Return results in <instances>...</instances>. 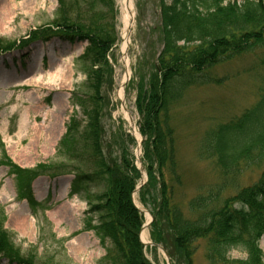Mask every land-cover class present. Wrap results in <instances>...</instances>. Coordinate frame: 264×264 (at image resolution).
<instances>
[{"label": "rangeland", "instance_id": "obj_1", "mask_svg": "<svg viewBox=\"0 0 264 264\" xmlns=\"http://www.w3.org/2000/svg\"><path fill=\"white\" fill-rule=\"evenodd\" d=\"M133 1L136 24L128 50L131 74L125 83L124 102L119 98L126 73L121 52L120 0H115L119 43L107 56L101 95L105 104V143L119 156L124 148H130L134 164L140 167L138 159L144 161L145 138L135 105L137 87L141 79L146 77L148 81L162 43L156 28L159 0ZM62 10L59 0H0L2 47H17L35 32L49 40L29 45L26 54L14 50L0 56V227L16 250L13 252L30 264H101L106 246L96 235L97 215L89 213L86 190L72 193L73 173L55 174L57 167L72 165L58 151L70 118L75 116L84 125L87 120L79 99L73 97L75 92L87 95V75L78 61L86 45L79 42L70 46L56 36L48 37ZM209 73L217 82L192 86L170 111L180 182L168 169L165 176L174 186L175 202L180 204L205 194L211 187L222 189V199H227L257 181L264 169L262 159L255 165L244 164L236 175H224L216 159L203 152L207 133L237 120L263 94L264 47L222 62ZM123 103L131 120L125 116ZM140 178L147 181L146 170ZM89 190L86 192L95 194L100 188L92 184ZM133 194L136 206L145 212L147 224L146 212L152 220V209L140 202L139 191ZM19 216H25L29 223L26 231L15 223ZM151 220L146 229L149 241H141L145 258L150 264H169L165 247L151 245L155 244ZM82 237L87 243L84 250H79L78 243L85 239ZM260 245L264 252V236ZM200 246L195 264H209L205 243L200 242ZM2 255L0 264H15ZM228 256L231 260L247 258L242 249L232 250Z\"/></svg>", "mask_w": 264, "mask_h": 264}, {"label": "trees", "instance_id": "obj_2", "mask_svg": "<svg viewBox=\"0 0 264 264\" xmlns=\"http://www.w3.org/2000/svg\"><path fill=\"white\" fill-rule=\"evenodd\" d=\"M59 3L63 15L54 22L48 37L88 42L78 59L87 75V95L73 94L87 120L84 125L71 117L58 151L72 165L57 167L55 174L75 175L73 193L88 191L92 184L100 188L95 194L85 193L91 205L89 213L97 215L96 235L106 246L101 264H150L140 241L143 215L133 201L140 177L133 153L124 148L119 156L105 143L101 93L107 56L118 42L115 0ZM159 6L162 50L148 81L145 77L138 83L136 101L149 176L139 199L154 215L151 237L165 247L173 264H195L200 242L205 243L209 264H264L260 246L264 236V169L257 181L227 199H222V189L211 187L183 204L175 202L174 186L165 176L168 169L180 182L171 107L192 86L217 82L209 73L217 65L264 47V0H159ZM39 34L35 32L19 46L46 39ZM14 48L0 43V54ZM203 152L216 159L224 175H236L244 164L260 163L264 159V92L237 120L207 133ZM5 235L0 227L2 256L30 264L13 252L16 250ZM235 249L244 250L247 258L231 260L228 253Z\"/></svg>", "mask_w": 264, "mask_h": 264}, {"label": "bare ground", "instance_id": "obj_3", "mask_svg": "<svg viewBox=\"0 0 264 264\" xmlns=\"http://www.w3.org/2000/svg\"><path fill=\"white\" fill-rule=\"evenodd\" d=\"M120 21L122 23V46H121V52L123 54V60H124V68H125V77L121 84V89L119 91V98L121 100H124V84L127 80H129V76L131 74V68H130V61L128 58V50L130 47V44L132 42V31L136 24V11H135V5L133 0H120ZM124 113L127 119L131 120L130 118V112L128 108L123 106ZM25 121V120H23ZM139 136V134H138ZM140 137V136H139ZM147 216V224L151 220V215L146 212ZM16 225H18L22 231H26L29 227V223L26 220L25 216H19L15 219ZM147 226V225H146ZM147 227H145L144 231L141 233V238L144 242H148V234H147ZM85 239H81L78 243L77 248L79 250H84L87 239L86 237H82Z\"/></svg>", "mask_w": 264, "mask_h": 264}, {"label": "water", "instance_id": "obj_4", "mask_svg": "<svg viewBox=\"0 0 264 264\" xmlns=\"http://www.w3.org/2000/svg\"><path fill=\"white\" fill-rule=\"evenodd\" d=\"M164 253L166 254V256H167V258H168V260H169V263H171L170 262V259H169V256H168V254H167V252L166 251H164Z\"/></svg>", "mask_w": 264, "mask_h": 264}]
</instances>
